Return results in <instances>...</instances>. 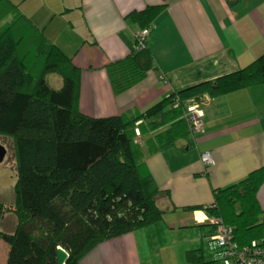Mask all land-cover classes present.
<instances>
[{"label":"trees","instance_id":"16d2710c","mask_svg":"<svg viewBox=\"0 0 264 264\" xmlns=\"http://www.w3.org/2000/svg\"><path fill=\"white\" fill-rule=\"evenodd\" d=\"M160 12L152 7L129 19L150 33ZM152 61L146 40L142 50L108 65L115 95L145 79ZM3 69L9 72L0 84V137L14 140L17 169L11 207L16 227L10 233L3 231L6 208L0 202V264H58L59 248L69 255L66 264H79L100 244L162 221L158 199L166 194L144 151L185 149L180 143L205 133L203 118L196 131L190 108L206 97L264 85L262 56L233 73L180 88L143 113L88 117L79 108L81 70L10 0H0V75ZM54 75L62 82L59 89L48 81ZM202 165L208 175L214 161ZM263 184L264 168L256 169L214 190L210 206L184 209L205 212V222L194 217L192 224L209 229L221 262L225 252L214 240L218 222L232 229L238 248L264 250V212L257 198ZM187 258L206 264L202 250L189 251Z\"/></svg>","mask_w":264,"mask_h":264},{"label":"crops","instance_id":"0c3cea01","mask_svg":"<svg viewBox=\"0 0 264 264\" xmlns=\"http://www.w3.org/2000/svg\"><path fill=\"white\" fill-rule=\"evenodd\" d=\"M10 1L81 70L79 108L91 118L143 113L180 88L233 73L264 56V0ZM152 7L161 12L147 39L153 58L147 76L115 95L107 67L129 57L144 32L129 16ZM48 81L55 89L62 85L55 75ZM196 107L205 133L182 143L185 149L159 153L164 156L158 162L146 163L166 194L158 199L162 221L100 244L79 264H192L187 253L195 250L203 251L206 264L220 263L209 229L192 224L205 212L184 209L210 206L214 190L264 168V85L206 97ZM206 152L214 161L208 175L201 161ZM257 198L264 212V184ZM13 226L14 231L16 220Z\"/></svg>","mask_w":264,"mask_h":264},{"label":"built area","instance_id":"2783aa9c","mask_svg":"<svg viewBox=\"0 0 264 264\" xmlns=\"http://www.w3.org/2000/svg\"><path fill=\"white\" fill-rule=\"evenodd\" d=\"M148 36L149 32L144 31L137 37L136 51H140L145 47ZM189 111L191 112L190 119L196 125V131H200L202 128L201 115L199 114L197 107H192ZM137 139L139 140V143L142 141L139 132L137 133ZM203 163L205 166L213 164L211 153L204 154ZM195 220L197 222H205L207 218L204 214H198L195 217ZM217 226L218 230L214 240L217 241L218 247L225 252V264H264V250L262 248H238L236 244H233L232 242V229L224 226L221 222H218Z\"/></svg>","mask_w":264,"mask_h":264},{"label":"rangeland","instance_id":"374dc122","mask_svg":"<svg viewBox=\"0 0 264 264\" xmlns=\"http://www.w3.org/2000/svg\"><path fill=\"white\" fill-rule=\"evenodd\" d=\"M39 17H44L45 21V16H39ZM49 17V16H48ZM51 17V16H50ZM49 17V18H50ZM43 19V18H42ZM5 70L3 69L2 72ZM9 72V70H6L4 74L0 75V84L2 80L4 79L3 77L6 75V73ZM182 143H180L181 145ZM0 145L3 146L6 149V156L3 160V162L0 163V202L5 206L6 208V213H5V218L3 221V231L10 233L13 231L12 229L14 228V220L15 216L12 214V206H14V201H15V192H14V187L16 183V155H15V147H14V140L11 138H5V137H0ZM145 152V162L146 163H154L158 162V157L159 156H164V155H158L157 154H149L147 151ZM155 160V161H154ZM220 261V260H219ZM218 264H225L223 261Z\"/></svg>","mask_w":264,"mask_h":264},{"label":"water","instance_id":"95a60500","mask_svg":"<svg viewBox=\"0 0 264 264\" xmlns=\"http://www.w3.org/2000/svg\"><path fill=\"white\" fill-rule=\"evenodd\" d=\"M6 156V149L0 145V163L3 162ZM69 259V255L61 248L58 249L57 252V263L58 264H66Z\"/></svg>","mask_w":264,"mask_h":264}]
</instances>
